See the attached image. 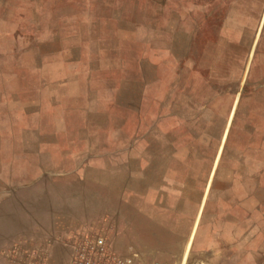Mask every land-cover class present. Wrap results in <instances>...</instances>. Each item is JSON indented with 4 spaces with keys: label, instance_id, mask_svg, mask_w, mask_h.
Listing matches in <instances>:
<instances>
[{
    "label": "crops",
    "instance_id": "0c3cea01",
    "mask_svg": "<svg viewBox=\"0 0 264 264\" xmlns=\"http://www.w3.org/2000/svg\"><path fill=\"white\" fill-rule=\"evenodd\" d=\"M246 1L0 0V54L16 52L15 40L28 37L31 50L45 55L40 67L57 70L44 106L45 131L80 133L56 146L62 150L56 169L54 142L46 144L52 164L47 179H54L56 170L62 181L60 200L51 199L55 192L50 184L45 189L49 199L27 208L16 200L20 190L4 183L2 172L0 250L14 237L40 234L52 226L55 212L63 218L80 213L85 219L89 213L105 212L112 245L121 253H137L147 262L246 264L244 233L239 221H230L224 200L228 190L215 185L217 152L234 107L223 106L218 116L215 156L188 155L189 149L214 147L213 136L204 132L213 125L214 108L205 95L183 94L177 72L208 68V55L223 46L220 38H229L212 28L213 23L244 20ZM259 14L260 26L264 7ZM167 21H174L173 26L167 27ZM183 36L190 38L187 48L182 47ZM198 53L203 60L192 55ZM142 64L157 70V91H141L138 99L133 97L135 79L86 76V70ZM142 79L137 81L142 84ZM195 80L191 77L190 84ZM3 94L0 102L5 101ZM39 104L34 96L21 104L24 116L30 117L23 126L30 132L38 131L32 118L38 116ZM6 108L0 103V119Z\"/></svg>",
    "mask_w": 264,
    "mask_h": 264
},
{
    "label": "rangeland",
    "instance_id": "374dc122",
    "mask_svg": "<svg viewBox=\"0 0 264 264\" xmlns=\"http://www.w3.org/2000/svg\"><path fill=\"white\" fill-rule=\"evenodd\" d=\"M246 4L248 6L244 20L231 19L213 23L212 28L217 30L220 28L219 31L223 34L227 32L229 38L225 35L219 37L223 39L224 44L218 46V51H214L216 48L214 47L213 53L208 55L207 69H199L193 73L190 68H183L177 72L178 77L183 81V94L205 95L203 97H206L207 102L211 99L214 108L213 125L204 128L208 137L213 136L214 147L189 149L188 155L215 156L220 135V127L217 125L218 116L223 106L224 109L228 106L234 107L223 147L217 152L220 160L215 166L219 171L215 185L216 188L222 185L224 190H228L224 200L230 206L228 214L230 221H239L240 234L244 233L246 264H264V16L260 26L258 22L264 0H247ZM172 15L167 12V16ZM173 23L174 21H167V27L169 25L172 27ZM189 39V36H183L182 47L187 48ZM28 40V37L17 38L16 52L0 54V65L4 64V67L0 68V94L5 95V101L0 103L7 106L0 119V177L5 171L4 183L20 190L17 192L16 200H20L27 208L33 202L49 199L45 197V189L50 184L55 192L51 199L58 201L62 198L59 195L62 181L58 179L56 170H54L55 175L52 176L54 179L49 178L52 164L46 149L47 142H54L55 147L52 151L55 164L53 165L56 169V163L62 159V150L56 146L66 140L64 137L80 135V133L62 134L45 131L47 118L44 106L47 104V93L50 91L48 86L51 88L50 81L56 76L57 70L40 67L45 55L34 51L33 48L31 50ZM182 54L189 55V52ZM192 55H198V60L203 58V54ZM131 64L135 65V62ZM35 65L37 67H32ZM146 66L142 64V67L123 69H91L86 70V76L135 79L133 97L138 99L141 91L144 94L157 91V70ZM81 75L83 76L84 73ZM191 77L196 78L194 81L196 83L192 81L190 84ZM138 78H143L142 84L137 81ZM184 83L187 84L183 85ZM101 87L106 88L107 85L103 82ZM169 89L173 94L174 85ZM30 95L37 97L39 105L42 106L38 116L32 118L38 124V131L35 132H30L29 127L23 126L29 123L30 117L24 116L21 104L28 103ZM196 98L199 99V96ZM19 124H22V127ZM207 144L209 145L210 142ZM1 184L0 181V187ZM108 218L109 214L105 212L89 213L86 219L80 213H77L75 218H63L61 213L55 212L51 221L52 226H47L40 231V234L14 237L2 247L19 237L53 239L73 229L97 230L103 233L113 246ZM242 222L244 225L241 224Z\"/></svg>",
    "mask_w": 264,
    "mask_h": 264
},
{
    "label": "built area",
    "instance_id": "2783aa9c",
    "mask_svg": "<svg viewBox=\"0 0 264 264\" xmlns=\"http://www.w3.org/2000/svg\"><path fill=\"white\" fill-rule=\"evenodd\" d=\"M0 264H170L124 254L93 229H73L46 240L19 237L0 250Z\"/></svg>",
    "mask_w": 264,
    "mask_h": 264
}]
</instances>
